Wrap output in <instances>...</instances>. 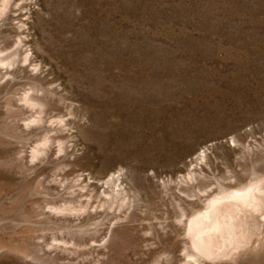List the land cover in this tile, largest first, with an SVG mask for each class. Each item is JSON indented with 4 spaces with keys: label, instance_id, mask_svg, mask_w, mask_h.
Listing matches in <instances>:
<instances>
[{
    "label": "rangeland",
    "instance_id": "rangeland-1",
    "mask_svg": "<svg viewBox=\"0 0 264 264\" xmlns=\"http://www.w3.org/2000/svg\"><path fill=\"white\" fill-rule=\"evenodd\" d=\"M252 181L264 0L0 11V264H216L188 256V216Z\"/></svg>",
    "mask_w": 264,
    "mask_h": 264
},
{
    "label": "bare ground",
    "instance_id": "bare-ground-1",
    "mask_svg": "<svg viewBox=\"0 0 264 264\" xmlns=\"http://www.w3.org/2000/svg\"><path fill=\"white\" fill-rule=\"evenodd\" d=\"M8 3L10 0H2L0 11H4ZM29 99L36 101L34 96ZM48 141L49 136H46L44 144ZM114 173L106 182L115 183L120 179ZM185 235L188 256L197 261L206 259L223 264L235 261L243 254L263 250L264 184L252 181L226 194L210 197L204 208L189 214ZM189 261L187 258L185 264Z\"/></svg>",
    "mask_w": 264,
    "mask_h": 264
}]
</instances>
